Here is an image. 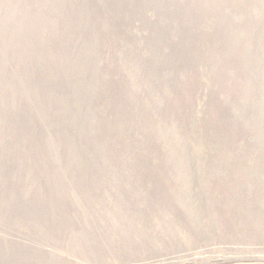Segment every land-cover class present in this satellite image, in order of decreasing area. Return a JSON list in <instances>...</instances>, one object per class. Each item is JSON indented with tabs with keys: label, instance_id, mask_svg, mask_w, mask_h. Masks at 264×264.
I'll use <instances>...</instances> for the list:
<instances>
[{
	"label": "rangeland",
	"instance_id": "obj_1",
	"mask_svg": "<svg viewBox=\"0 0 264 264\" xmlns=\"http://www.w3.org/2000/svg\"><path fill=\"white\" fill-rule=\"evenodd\" d=\"M0 0V264H264V0Z\"/></svg>",
	"mask_w": 264,
	"mask_h": 264
},
{
	"label": "trees",
	"instance_id": "obj_2",
	"mask_svg": "<svg viewBox=\"0 0 264 264\" xmlns=\"http://www.w3.org/2000/svg\"><path fill=\"white\" fill-rule=\"evenodd\" d=\"M110 2V4H113L111 0H108Z\"/></svg>",
	"mask_w": 264,
	"mask_h": 264
}]
</instances>
